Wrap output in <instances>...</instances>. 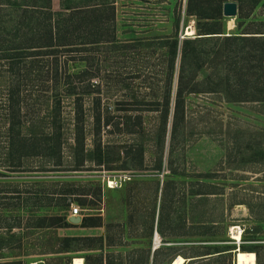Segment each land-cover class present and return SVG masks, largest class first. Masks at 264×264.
I'll return each instance as SVG.
<instances>
[{
    "label": "rangeland",
    "instance_id": "obj_1",
    "mask_svg": "<svg viewBox=\"0 0 264 264\" xmlns=\"http://www.w3.org/2000/svg\"><path fill=\"white\" fill-rule=\"evenodd\" d=\"M62 1L53 0L54 11L61 10ZM114 1L120 42L175 35L181 38L191 28L193 34L186 36H198V20L187 14V0ZM262 21L264 8L259 7L246 24L257 26ZM237 25L238 15H224L222 29L226 35H234ZM111 64L104 63L103 67ZM210 73L204 71L201 77ZM103 82L109 85L102 90L103 110H111L101 112L103 147L129 141L130 136L121 132L128 116L133 122L140 116L147 131L159 127L161 112L119 111L118 102L131 93ZM141 92V97L150 93L145 88ZM91 100H85L86 112L79 115L73 99L63 104L64 161L68 168L33 174H6L0 168V264H67L69 260L71 264H85L86 259L90 264L97 259H102V264H145L149 250V264H232L229 254L216 255L230 247L256 253V264H264V104L226 103L216 94L190 96L171 151L168 128L161 173L155 171L160 155L155 144L147 145L142 169L134 164L133 168L109 172L95 161L81 164L75 157L78 127L86 135L84 153L96 147ZM127 162L123 154L114 166ZM34 180L41 181L35 189L57 182L69 185L72 203L67 209L60 203L56 212L70 219L78 207L81 222L43 233L28 231L34 221L26 210L35 208L36 203H28L22 191L24 184ZM234 227L243 231L241 247L245 250L232 243V232L239 229ZM63 238H72V253L57 249L56 240ZM50 240L57 253L41 255L37 247H30ZM188 258L193 261L187 262Z\"/></svg>",
    "mask_w": 264,
    "mask_h": 264
},
{
    "label": "trees",
    "instance_id": "obj_2",
    "mask_svg": "<svg viewBox=\"0 0 264 264\" xmlns=\"http://www.w3.org/2000/svg\"><path fill=\"white\" fill-rule=\"evenodd\" d=\"M229 1L239 9L234 35L222 29L224 5ZM259 7L264 8V0H187V14L198 20V36L123 43L117 37L114 0H63L58 12L53 0H0V168L6 174L68 168L63 104L73 99L79 115L86 112L85 100L92 97L89 112H94L96 147L84 153L86 135L78 127V163L95 161L109 172L134 164L142 169L147 145L155 144L160 152L155 171L161 173L168 128L171 151L190 96L216 94L226 103L264 104V21L257 26L246 24ZM104 63L112 64L104 68ZM204 71L211 73L204 78ZM103 81L131 93L118 102L119 111L161 112L159 127L147 131L140 116L135 122L128 116L121 132L130 136L129 141L103 147L101 112H111L103 110L102 90L109 87ZM142 88L150 93L141 97ZM123 154L128 162L114 166ZM34 181L24 184L21 192L28 203H36L26 210L34 221L26 229L43 233L72 226L69 216L56 212L60 203L63 209L72 203L69 185L57 182L35 189L41 181ZM71 239L56 240L58 248L52 240L30 247H37L41 255L57 253L54 247L60 253H72ZM96 261L92 264L103 263ZM85 264L90 261L86 259Z\"/></svg>",
    "mask_w": 264,
    "mask_h": 264
},
{
    "label": "bare ground",
    "instance_id": "obj_3",
    "mask_svg": "<svg viewBox=\"0 0 264 264\" xmlns=\"http://www.w3.org/2000/svg\"><path fill=\"white\" fill-rule=\"evenodd\" d=\"M192 34H193V28L188 30L187 36H191ZM233 229L235 230V228H233ZM237 230H238V231H236L237 235H236V233L233 232L234 239L235 240H241V232H239V229H237ZM236 260H237V264H256V255L253 253H246V252H242V251H237Z\"/></svg>",
    "mask_w": 264,
    "mask_h": 264
},
{
    "label": "water",
    "instance_id": "obj_4",
    "mask_svg": "<svg viewBox=\"0 0 264 264\" xmlns=\"http://www.w3.org/2000/svg\"><path fill=\"white\" fill-rule=\"evenodd\" d=\"M223 13L225 16H228V17L237 16L238 15V4L235 2L226 3L224 5V12ZM70 222L73 224H79L81 222V219L78 217L77 218L71 217ZM155 250H156V247H155V249H153V252Z\"/></svg>",
    "mask_w": 264,
    "mask_h": 264
},
{
    "label": "crops",
    "instance_id": "obj_5",
    "mask_svg": "<svg viewBox=\"0 0 264 264\" xmlns=\"http://www.w3.org/2000/svg\"><path fill=\"white\" fill-rule=\"evenodd\" d=\"M233 241L234 242H232V243H233L234 246H236L238 248H241V245L242 244L238 245L237 242L234 239H233ZM237 250L238 249L235 248V247L234 248L233 247L225 248L223 250L218 251L216 253V255H218L220 257V256H223V255H228L229 254L230 255V261L232 262V264H237V260H236ZM249 253H252V252H249ZM254 254L256 255V253H254ZM189 261H193V259H189L188 258V261L187 262H189ZM256 263H257V257H256Z\"/></svg>",
    "mask_w": 264,
    "mask_h": 264
},
{
    "label": "built area",
    "instance_id": "obj_6",
    "mask_svg": "<svg viewBox=\"0 0 264 264\" xmlns=\"http://www.w3.org/2000/svg\"><path fill=\"white\" fill-rule=\"evenodd\" d=\"M187 33V32H186ZM187 35V34H186ZM181 36V39H183V38H185V37H187V36ZM81 215V210L78 208V207H76V208H74L73 209V212L71 213V217H74V218H77V217H79ZM235 229L236 228H239V227H234ZM240 229V228H239ZM231 231H233V230H231ZM240 231H241V234H243V231L240 229ZM233 233V232H232ZM237 233V232H236ZM231 238H233L234 239V236H232ZM235 240V239H234ZM236 242H237V244L238 245H240L241 244V240H235Z\"/></svg>",
    "mask_w": 264,
    "mask_h": 264
}]
</instances>
